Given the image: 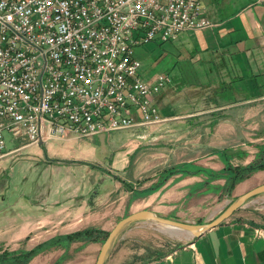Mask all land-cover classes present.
<instances>
[{"label":"crops","instance_id":"crops-1","mask_svg":"<svg viewBox=\"0 0 264 264\" xmlns=\"http://www.w3.org/2000/svg\"><path fill=\"white\" fill-rule=\"evenodd\" d=\"M200 6L212 26L180 33L175 40L162 43L158 54L156 47L149 46L147 51L156 54L155 62L140 77L151 82L159 74L169 76L171 83L157 94L155 102L164 118L159 125L183 135L175 145L220 148L231 158V165L245 166L256 159L258 147L264 144L260 128L246 132L243 122L244 104L252 107L264 101V0H201ZM135 57L141 68V59L136 53ZM255 112L259 121L260 112ZM205 131L210 136L216 131L224 134L219 139L210 137L207 143ZM246 133L258 136L251 139ZM189 162L212 170L224 167L216 155L207 153L176 164ZM105 178L101 175L98 181ZM206 181L201 174H176L158 191L135 199L131 211L148 209L165 218L191 212L194 223L202 224L206 221H201L200 211L205 210L207 199L223 196L222 191L208 192V186L223 187L225 183L224 179L210 184ZM95 182L87 185L77 178L53 179L38 204L30 202L38 214L22 225L13 239L19 244L23 240L22 246L12 250L29 251L54 238L99 227L102 223L98 220L110 211L111 190L103 188L94 195ZM261 184L264 170L238 183L228 193L229 203L234 195ZM253 198L219 225L171 250L145 243L130 227L117 239L104 264H264V197ZM101 202L104 207L96 209ZM99 243L73 241L66 247L45 246L28 264H94Z\"/></svg>","mask_w":264,"mask_h":264},{"label":"built area","instance_id":"built-area-1","mask_svg":"<svg viewBox=\"0 0 264 264\" xmlns=\"http://www.w3.org/2000/svg\"><path fill=\"white\" fill-rule=\"evenodd\" d=\"M201 0H0V160L18 147L164 121L171 80L135 49L212 26Z\"/></svg>","mask_w":264,"mask_h":264},{"label":"rangeland","instance_id":"rangeland-1","mask_svg":"<svg viewBox=\"0 0 264 264\" xmlns=\"http://www.w3.org/2000/svg\"><path fill=\"white\" fill-rule=\"evenodd\" d=\"M161 44L151 42L135 49V53L142 61L139 69L141 76L149 71V67L155 62L157 49L161 48ZM149 46L156 47L155 55L147 51ZM243 111L246 132L251 133L253 127H256L255 130L260 128L261 142H264V101L252 107L244 104ZM255 111L260 112L259 121L254 116L257 115ZM221 132L216 131L210 136L209 132L205 131L207 143L210 142V137L219 139V135L224 134ZM176 134L167 127L154 124L105 132L83 140L73 137L65 140H49L42 145H28L23 148L18 147L17 142L12 143V138L6 134V150L16 147L17 150L0 160L1 251H10L22 246L23 240L19 244L14 243L13 239L18 231H21L22 225L32 220V216L37 215L39 211L33 212L34 208L30 206V202L35 201L38 204L41 194L53 179L77 178L87 185L96 181L92 188L94 195L103 188L111 190L108 202L110 211L103 219L98 220L102 224L95 227L100 230L105 228L102 231L108 234L118 220L132 213L131 203L137 199L133 192L144 190L155 183L160 171L183 164L176 163L198 157L203 153L214 155V152L221 151L220 148L209 145L206 148L175 145L183 138L181 133ZM246 135L251 139L258 136L248 135V133ZM101 175L106 176L103 182L98 181ZM206 179L207 184L217 182V180L209 181L207 177ZM122 182H126L125 186ZM224 185L225 183L223 187L208 186V192L217 194L222 191L223 196L219 200L216 197L207 199L205 210L200 211V214H203L201 221H206L204 223L213 220L231 203H229L228 193L223 190ZM261 194L260 198L264 197V193ZM236 197H238L237 194L234 195V199ZM98 206L96 209L104 207L102 202ZM194 216L193 213L186 212L181 217L169 219L195 224ZM130 227L131 233L141 236V240L145 243L164 250L174 249L191 237L184 231L171 229L153 221H140ZM102 238H104L103 235Z\"/></svg>","mask_w":264,"mask_h":264},{"label":"trees","instance_id":"trees-1","mask_svg":"<svg viewBox=\"0 0 264 264\" xmlns=\"http://www.w3.org/2000/svg\"><path fill=\"white\" fill-rule=\"evenodd\" d=\"M214 155L223 163L221 170H212L210 168L197 166L193 163H183L174 167L165 168L158 174V178L155 183L151 184L148 188L135 191L134 197H142L150 195L159 190L165 183L174 175L181 174L182 176H193V175H205L209 181L224 179L225 185L223 190L230 193L236 184L243 182L257 171L264 170V144L258 147V153L256 159L246 164L245 166H233L230 163V157L226 154L225 150L216 151ZM125 186L126 182H122ZM133 191V190H131ZM102 235L104 238H102ZM107 233L95 228H86L71 234H67L58 238H54L50 243L38 245L32 250L26 251L23 249L19 250H2L0 249V264H27L36 254L45 249V246H63L66 247L70 242L73 241H85V242H98L105 239ZM57 264V263H55Z\"/></svg>","mask_w":264,"mask_h":264},{"label":"water","instance_id":"water-1","mask_svg":"<svg viewBox=\"0 0 264 264\" xmlns=\"http://www.w3.org/2000/svg\"><path fill=\"white\" fill-rule=\"evenodd\" d=\"M39 145H42V143H39ZM261 193H264V184H261L260 186H257L247 191L246 193L236 197L231 201L230 204L225 207V209L218 216H216L210 222L203 224H192L161 217L148 209L130 213L118 220L114 227L108 232L106 238L101 244L94 264H104V262L110 255L117 239L134 223L140 221H153L171 229L184 231L191 237L196 238L202 233L222 223L224 220L229 218L235 212V210L244 205L246 201L260 195Z\"/></svg>","mask_w":264,"mask_h":264}]
</instances>
